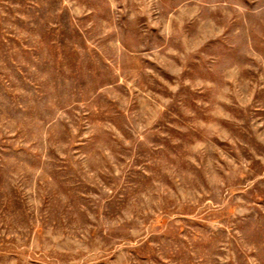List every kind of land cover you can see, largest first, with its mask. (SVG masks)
Listing matches in <instances>:
<instances>
[{
  "label": "rangeland",
  "instance_id": "374dc122",
  "mask_svg": "<svg viewBox=\"0 0 264 264\" xmlns=\"http://www.w3.org/2000/svg\"><path fill=\"white\" fill-rule=\"evenodd\" d=\"M0 264H264V0H0Z\"/></svg>",
  "mask_w": 264,
  "mask_h": 264
}]
</instances>
